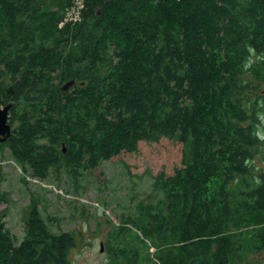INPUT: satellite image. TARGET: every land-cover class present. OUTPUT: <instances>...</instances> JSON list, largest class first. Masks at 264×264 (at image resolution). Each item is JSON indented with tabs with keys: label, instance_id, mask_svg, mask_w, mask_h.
<instances>
[{
	"label": "trees",
	"instance_id": "1",
	"mask_svg": "<svg viewBox=\"0 0 264 264\" xmlns=\"http://www.w3.org/2000/svg\"><path fill=\"white\" fill-rule=\"evenodd\" d=\"M83 1L61 25L73 0H0V149L34 178L79 180L179 143L156 199L107 221L103 264H264V0ZM79 237L33 206L20 242L0 219V264H74Z\"/></svg>",
	"mask_w": 264,
	"mask_h": 264
},
{
	"label": "rangeland",
	"instance_id": "2",
	"mask_svg": "<svg viewBox=\"0 0 264 264\" xmlns=\"http://www.w3.org/2000/svg\"><path fill=\"white\" fill-rule=\"evenodd\" d=\"M138 147L136 153H123L83 171L79 180L65 170H54L46 180L34 178L6 147L1 148L0 219L20 242L30 211L37 206L51 232L83 235L71 253L74 264H103L107 254L105 247L101 251V244L106 241L107 221L118 225L123 218L135 216L139 203L156 199L154 178L160 172L172 175L181 166L183 147L179 143L162 139L159 143L140 142ZM250 259L261 261L264 255Z\"/></svg>",
	"mask_w": 264,
	"mask_h": 264
},
{
	"label": "water",
	"instance_id": "3",
	"mask_svg": "<svg viewBox=\"0 0 264 264\" xmlns=\"http://www.w3.org/2000/svg\"><path fill=\"white\" fill-rule=\"evenodd\" d=\"M72 85H74V81L68 82L63 86V90H68ZM11 105H6L0 108V144L7 141L8 137L11 133V126L9 124V110ZM65 152V149L63 150ZM104 250L103 244H101V251Z\"/></svg>",
	"mask_w": 264,
	"mask_h": 264
},
{
	"label": "built area",
	"instance_id": "4",
	"mask_svg": "<svg viewBox=\"0 0 264 264\" xmlns=\"http://www.w3.org/2000/svg\"><path fill=\"white\" fill-rule=\"evenodd\" d=\"M83 7H84L83 0H73L71 8L66 13L64 21L61 23V25L67 24V22L79 20L81 15V10Z\"/></svg>",
	"mask_w": 264,
	"mask_h": 264
},
{
	"label": "flooded vegetation",
	"instance_id": "5",
	"mask_svg": "<svg viewBox=\"0 0 264 264\" xmlns=\"http://www.w3.org/2000/svg\"><path fill=\"white\" fill-rule=\"evenodd\" d=\"M262 173L264 174V169H263Z\"/></svg>",
	"mask_w": 264,
	"mask_h": 264
}]
</instances>
